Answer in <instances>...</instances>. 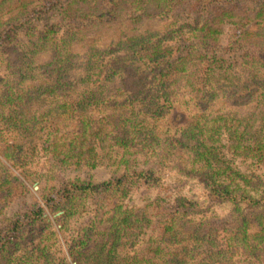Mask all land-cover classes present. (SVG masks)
<instances>
[{
	"label": "trees",
	"instance_id": "trees-1",
	"mask_svg": "<svg viewBox=\"0 0 264 264\" xmlns=\"http://www.w3.org/2000/svg\"><path fill=\"white\" fill-rule=\"evenodd\" d=\"M8 3L0 264H264V0Z\"/></svg>",
	"mask_w": 264,
	"mask_h": 264
},
{
	"label": "rangeland",
	"instance_id": "rangeland-1",
	"mask_svg": "<svg viewBox=\"0 0 264 264\" xmlns=\"http://www.w3.org/2000/svg\"><path fill=\"white\" fill-rule=\"evenodd\" d=\"M10 6H11V3H8V4H6L5 6L2 5V6H0V10H2L3 12H6V15H9V14H11V11H9V10H11ZM8 11H9V12H8ZM96 34H97V33L94 32V33L92 34V36L95 37ZM175 112H176L177 114H176V116H173V120H172L173 123H174V124L181 123L185 114H183V112L180 113V109H175V110L171 111L170 114H173V113H175ZM180 114H181V115H180ZM10 168L12 169V171H13L15 174H17V175H19L20 177H22V175L19 173V171H18L17 169H14V168H12V167H10ZM91 172H92L93 174L95 173V176H99V175H102L103 170L99 168V169H96V170H91ZM166 173L171 174V173H172V170H168V171H166ZM22 178H23V177H22ZM27 183H28V185L30 186V188H32V190L36 189V188L33 187V185H32V181H31V180H28ZM36 187H37V185H36ZM187 188H188V184H187L186 186L183 187V190H186ZM142 196H143V194L136 190V191L133 192V194H132V199H130L129 202H135V203H137V204H140V203H141L140 199H141ZM48 214H49V217H50L51 219H53V215H54V214H52L51 211H48ZM54 225H55V227H58V226H59V224H57L56 222H55ZM59 238H60V240H59L60 243L62 242V243H61V244H62V245H61L62 248H65V245H64V236L60 235ZM70 264H75V263L71 260Z\"/></svg>",
	"mask_w": 264,
	"mask_h": 264
}]
</instances>
